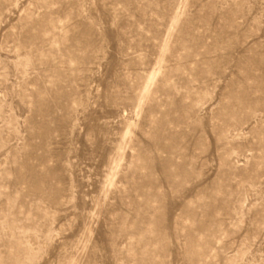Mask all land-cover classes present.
I'll return each mask as SVG.
<instances>
[{"label": "rangeland", "instance_id": "obj_1", "mask_svg": "<svg viewBox=\"0 0 264 264\" xmlns=\"http://www.w3.org/2000/svg\"><path fill=\"white\" fill-rule=\"evenodd\" d=\"M264 264V0H0V264Z\"/></svg>", "mask_w": 264, "mask_h": 264}, {"label": "bare ground", "instance_id": "obj_2", "mask_svg": "<svg viewBox=\"0 0 264 264\" xmlns=\"http://www.w3.org/2000/svg\"><path fill=\"white\" fill-rule=\"evenodd\" d=\"M20 261L21 260L17 259L14 264H21Z\"/></svg>", "mask_w": 264, "mask_h": 264}]
</instances>
